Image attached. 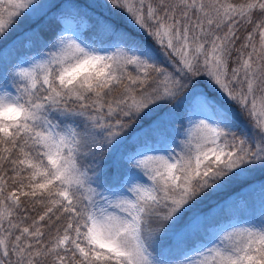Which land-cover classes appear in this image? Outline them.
<instances>
[{"label":"snow or ice","instance_id":"6c2138e0","mask_svg":"<svg viewBox=\"0 0 264 264\" xmlns=\"http://www.w3.org/2000/svg\"><path fill=\"white\" fill-rule=\"evenodd\" d=\"M88 7L0 0V264H264V0Z\"/></svg>","mask_w":264,"mask_h":264},{"label":"trees","instance_id":"16d2710c","mask_svg":"<svg viewBox=\"0 0 264 264\" xmlns=\"http://www.w3.org/2000/svg\"><path fill=\"white\" fill-rule=\"evenodd\" d=\"M59 2V0H48V3H54ZM64 3H71V2H77L79 3L85 11L88 12V15H93V10L88 7L89 4H91L88 0H63ZM52 16V13L49 12L48 17H45L41 23L42 30H47L48 25V19ZM84 25H87L90 23L87 17L84 18ZM34 25L26 21L24 24L20 26L14 33H12L7 40L0 42V62L3 61L4 58L11 59V54H13V46L19 47L21 42H24L27 44V41L25 40L24 33L27 32L31 27ZM82 30H86V28H82ZM159 113L154 115L152 119H155L156 116H158ZM150 120H145V125L149 123ZM164 128H161V131H163ZM261 182H264V174H261L260 172H255L252 174L251 177H249L248 184L244 186H238L235 190L240 191V187H243L242 196L243 199L236 200V197L233 195V200H235V203H229L228 206L223 207V210L217 208L218 203H222L223 199H226V197H211L208 200H205L200 206L199 210L204 213H211L212 214V224L210 225L211 228H215L216 221H219V226L223 224L225 221L231 219V218H242L245 216H249L250 210L254 207L253 205L260 202L261 199L264 197V195L261 194L260 191V184ZM250 185V186H249ZM231 195V193H229ZM219 213V215H217ZM260 212L254 211L253 215L256 219H259L261 217ZM178 251H171L169 248L165 245L162 246L160 249V256L164 260L172 259L175 256H178Z\"/></svg>","mask_w":264,"mask_h":264},{"label":"rangeland","instance_id":"374dc122","mask_svg":"<svg viewBox=\"0 0 264 264\" xmlns=\"http://www.w3.org/2000/svg\"><path fill=\"white\" fill-rule=\"evenodd\" d=\"M47 1L48 0H38V2L41 3V4H47ZM88 1H90L92 3V0H88ZM73 27H76V23L75 22L73 23ZM81 27L83 28V25ZM253 206L254 207L249 212V216H245V217H242V218H239V219L231 218V219L225 221L223 224H221L220 227L227 226L228 223H236L237 221L242 220V219H256L254 217V215H253V212L254 211H257V212H260V213L264 212V197L261 199L260 202L258 201Z\"/></svg>","mask_w":264,"mask_h":264}]
</instances>
